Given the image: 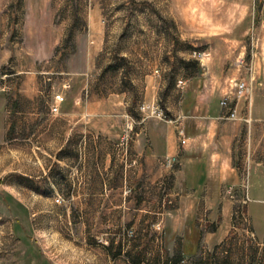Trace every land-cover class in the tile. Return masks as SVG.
Masks as SVG:
<instances>
[{"label": "rangeland", "instance_id": "rangeland-1", "mask_svg": "<svg viewBox=\"0 0 264 264\" xmlns=\"http://www.w3.org/2000/svg\"><path fill=\"white\" fill-rule=\"evenodd\" d=\"M209 75L249 84L242 112L264 91V0H0V264H264V204L170 239L122 134L87 127L170 121Z\"/></svg>", "mask_w": 264, "mask_h": 264}, {"label": "crops", "instance_id": "crops-1", "mask_svg": "<svg viewBox=\"0 0 264 264\" xmlns=\"http://www.w3.org/2000/svg\"><path fill=\"white\" fill-rule=\"evenodd\" d=\"M230 81L209 75L198 91L187 89L170 121L146 118L87 126L107 137L122 134L125 163L135 167L123 172V180L135 177L141 188L161 196L157 225L170 239L183 236L190 226L195 229L200 212L208 222L225 223L239 200L246 210L249 201L264 204V91H251L247 108L251 123L224 122L219 120L223 114L219 103L230 92ZM239 109H245L244 102H239ZM254 132L260 133V144L252 140ZM243 134L252 149L239 164L235 151ZM253 143H258L256 148ZM166 158L172 165H166Z\"/></svg>", "mask_w": 264, "mask_h": 264}, {"label": "built area", "instance_id": "built-area-1", "mask_svg": "<svg viewBox=\"0 0 264 264\" xmlns=\"http://www.w3.org/2000/svg\"><path fill=\"white\" fill-rule=\"evenodd\" d=\"M250 92V86L248 83H246L244 80H240L238 82L234 83V91L231 95H225V97L220 101L219 105L220 108L223 111V114L220 116L219 120L224 122H242L244 124L251 123L250 119V113L249 110L245 112H241L239 109V102L246 97ZM233 96V98H231ZM64 101V97L61 95H57L55 97V104L51 107L52 113H58L59 112V105ZM150 115L165 120L164 115L161 111L153 108L152 111H150ZM179 135L182 136V132H179ZM185 143L184 140L181 141V144L183 145ZM166 165L170 166L172 165L173 161L169 158L165 159Z\"/></svg>", "mask_w": 264, "mask_h": 264}]
</instances>
